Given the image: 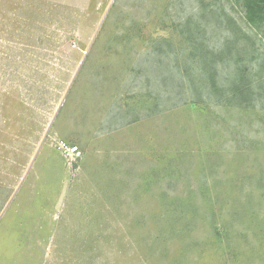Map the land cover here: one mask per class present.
<instances>
[{
  "label": "rangeland",
  "instance_id": "374dc122",
  "mask_svg": "<svg viewBox=\"0 0 264 264\" xmlns=\"http://www.w3.org/2000/svg\"><path fill=\"white\" fill-rule=\"evenodd\" d=\"M0 264H264L244 0H0Z\"/></svg>",
  "mask_w": 264,
  "mask_h": 264
},
{
  "label": "trees",
  "instance_id": "16d2710c",
  "mask_svg": "<svg viewBox=\"0 0 264 264\" xmlns=\"http://www.w3.org/2000/svg\"><path fill=\"white\" fill-rule=\"evenodd\" d=\"M247 20L252 24L264 23V0H244Z\"/></svg>",
  "mask_w": 264,
  "mask_h": 264
},
{
  "label": "built area",
  "instance_id": "2783aa9c",
  "mask_svg": "<svg viewBox=\"0 0 264 264\" xmlns=\"http://www.w3.org/2000/svg\"><path fill=\"white\" fill-rule=\"evenodd\" d=\"M62 147H64V149H69L72 152L78 151V146L69 147L63 143Z\"/></svg>",
  "mask_w": 264,
  "mask_h": 264
}]
</instances>
